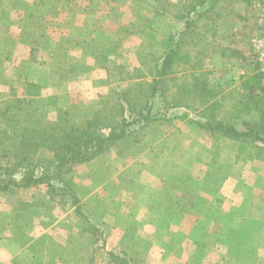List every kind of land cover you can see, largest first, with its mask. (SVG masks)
Masks as SVG:
<instances>
[{
    "label": "rangeland",
    "instance_id": "1",
    "mask_svg": "<svg viewBox=\"0 0 264 264\" xmlns=\"http://www.w3.org/2000/svg\"><path fill=\"white\" fill-rule=\"evenodd\" d=\"M14 1L25 2L26 7L28 2H33L34 6L40 5V13H32L29 25H26L29 14H25L23 23H17L15 27L22 33L16 35L6 32V37L0 33V149H8L11 155H15L27 144L31 147L38 145L36 153L28 156L27 164L30 166H35L40 159L53 161L54 146L43 138L33 141L30 136L22 142L13 134L11 125L19 133L27 131L29 125L33 130L43 131L58 123L70 126L77 120L93 117L97 112L114 114L115 109L124 106L120 90L128 92L130 87L140 88L134 81L139 82L141 76H147L143 81L146 78L150 80L148 70L154 60L166 52L167 37L156 30L159 20L161 17L167 20L170 17L168 15L181 14L180 7L183 2L186 3V0H0V21L8 15ZM7 2L12 4L8 3L11 7H8ZM222 6L219 17H216L215 11ZM207 11L194 33L184 38L182 52L189 54L192 64L198 67L194 78H189L188 85L191 87L195 83L208 81L212 86L224 87V95L219 97L222 102L218 99L214 103L218 105L215 110L243 131L246 130L247 122L258 121V114H242L237 121L230 120L225 113L233 109V102L236 103L238 98L251 91L248 88L249 79L253 78L258 67L251 39L261 33L259 23L264 19V0H251L250 3L223 0ZM183 12L185 15L187 10ZM177 24L184 27L181 22ZM14 68L17 78H21L16 82ZM91 70L94 71V85L88 87L91 82L84 75ZM77 73L84 78L78 84L79 89L72 85L71 79ZM59 78H64V89L53 95L57 91L55 88ZM260 79L261 84L256 91L264 94V75ZM186 80L183 75L182 86ZM109 81L126 85L109 92L94 89ZM43 84L44 87L47 84L48 88L44 89ZM178 84L179 80L171 82L170 88ZM167 86L169 88V84ZM178 90L174 97L177 103L179 99L190 98ZM138 93H135L137 97ZM167 96L172 98L169 93ZM195 102L174 109L171 106L167 109L161 103L153 110L161 117L149 124L148 135L137 145L126 148L119 141L120 144L108 149L93 162L67 169L60 180L53 181L56 188L67 192L66 195L52 194L46 184L16 189L15 194L0 193V260L4 257L3 262L7 257L5 254L9 250L5 246L8 244L15 248L17 254L19 247L24 248L26 244L33 243L47 230L50 234L48 243L61 247L54 250V254L49 250L47 263L50 256V262H53L63 250L70 249L67 247L74 242L75 233L81 226L83 232L92 231L94 240L104 242L108 230H117L114 219L106 216L110 209L120 211L134 208V203L121 201L128 200L127 196L135 192V185L122 188L120 183L123 152L127 158L133 157L129 152L135 150L154 130L160 129L156 126L167 123L168 128L171 126L168 124H178L181 114L186 113L188 117L199 114L198 119L192 118L197 121L192 122H204L202 117L207 114V107L204 109L205 106ZM171 110H175L177 116L173 115L167 121ZM126 116L129 117V114ZM191 125L201 135L208 136L193 123ZM28 132H32L31 129ZM220 147L217 146L218 149ZM175 149L178 153L179 149ZM235 149L239 152L238 148ZM163 151V148H156L152 155L160 158L168 173L174 169L173 156L176 153L171 152L168 158ZM254 153V160L257 161L254 169L264 172V149L258 148ZM148 157L151 158V152ZM77 209L81 215H78ZM17 222L24 227L18 229ZM88 234L91 237V232ZM12 241L17 247L11 244ZM64 242L66 245L62 249ZM42 248L43 244L35 247L40 251ZM26 258L31 264H45L47 259L40 258L32 251H25L16 257L20 262Z\"/></svg>",
    "mask_w": 264,
    "mask_h": 264
},
{
    "label": "crops",
    "instance_id": "2",
    "mask_svg": "<svg viewBox=\"0 0 264 264\" xmlns=\"http://www.w3.org/2000/svg\"><path fill=\"white\" fill-rule=\"evenodd\" d=\"M8 3H11L7 2L8 7H11L12 4L9 6ZM13 3L8 15L4 14L6 17L0 21V33L4 37L6 32L16 35L22 33L15 27L21 25L25 14H29L26 24L29 25L32 13L40 9L33 2H28V7L25 2ZM168 16L167 20L160 16L156 27L166 37L184 28L177 24L181 22L176 18L177 15ZM195 72L189 69L171 75L168 89L172 98L167 97L171 109L193 102L189 98L179 99L177 103L174 97L176 89L180 91L186 84L190 87L189 78H194ZM13 73L16 76L15 68ZM183 75L187 80L182 86ZM84 77H88L91 82L88 87L94 85L93 70ZM144 78L141 76L139 82L132 81L138 85L151 81V77L143 81ZM17 79L21 78L16 76L15 82ZM63 79H58L57 91L53 95L64 89ZM71 79L72 85L79 89L78 84L84 78L77 73ZM178 79V86L170 88V83ZM205 84L208 90L214 91V98L207 102L204 109L224 95V87L212 86L208 81ZM121 85L126 84L109 81L94 89L109 92ZM47 88L45 84L44 89ZM237 89L241 90L240 87ZM173 115L177 116L175 110L170 111L167 121ZM193 117L198 119L199 114H191L190 117L186 113L181 114L180 122L173 123V126L168 124L171 125L168 128L167 123H161L156 126L160 129L154 130L135 150L129 152L133 157L127 158L123 152L120 183L122 188L135 185V192L128 194V200L121 201L134 203V208L120 211L110 209L106 216L114 219L117 230H108L104 242L94 240L92 231L83 232L81 226L75 233L74 242L67 247L70 249L63 250L64 253L61 252L53 262H50V256L47 263L49 250L54 254V250L61 248L48 243L50 234L47 230L33 243L26 244L24 248L19 247L17 254L14 247L9 244L5 246L9 252L6 251L7 257L3 262L2 257L0 264H31L27 258L24 262L16 259L25 251H32L40 258L46 257L45 264H264V172L254 169L257 166L255 149L239 156L235 144L214 143L211 138L192 128V121H197L192 120ZM218 117L223 116L219 113ZM217 146L221 147L218 149ZM156 148H163L168 158L171 152L176 153L175 148L179 149L173 156L172 171L165 172V165L160 158L153 157ZM150 152L151 158L148 157ZM90 232L91 237L88 234ZM11 244L17 247L14 241ZM38 244H43L41 251L35 249ZM64 245L65 242L62 249Z\"/></svg>",
    "mask_w": 264,
    "mask_h": 264
},
{
    "label": "trees",
    "instance_id": "3",
    "mask_svg": "<svg viewBox=\"0 0 264 264\" xmlns=\"http://www.w3.org/2000/svg\"><path fill=\"white\" fill-rule=\"evenodd\" d=\"M222 1L186 0L185 4L183 2L180 7L182 11L179 12L181 14H177L176 18L184 24V28L166 38V52L157 57L151 69L148 70V75L151 77L150 82L137 84L140 88L130 87L128 92L125 89L120 90L124 106L121 109H115L114 114L104 115L97 112L93 117L77 120L70 126L58 123L55 126H50L47 130L43 129V131L33 130L34 128L29 125L26 127L27 131L19 133L11 125L13 134H16L22 142L27 136H30L33 141L43 138L51 142L55 154L53 161L40 159L35 166H30L29 163L27 164L28 156L36 153L38 145L31 147L27 144L26 148H22L23 150L15 155H11L8 149H0V193L15 194L16 189H29L32 186L46 184L52 190V194L66 195L67 192L56 188L53 181L60 180L67 169L93 162L108 149L117 145L119 141L121 143L119 144L125 145L126 148L137 145L143 137L148 135L149 124L161 117V115L155 114L157 112L153 113L154 108L156 110L158 105L164 104L165 108L170 109L167 100V93H169L167 85L171 75L189 69L195 71L198 68L192 64L191 56L182 52L185 36L193 34L198 22L208 12L207 10ZM241 1L251 2V0ZM223 7L215 11L216 17H219ZM183 10H187L185 15ZM156 15L162 16L161 13H156ZM255 73L253 78L249 79L250 87L248 88L251 91L241 96L240 99L238 98L236 103L233 102V109H229L225 114L229 115L227 117L230 120H234V118L239 119L242 114L255 112L258 114L257 122H247L246 130L241 131L230 121H226L224 115L222 118L218 117L219 113L215 110L218 105L214 103L207 106L205 111L207 114L202 117L204 122H192L215 143L235 144L241 155L253 148L255 150L264 149V94H258L256 91L261 84L260 78L264 75L260 71L259 64ZM186 85L181 88V92L187 94V97H190L193 102L196 101L195 103L199 102L200 105L205 106L210 99L214 98V92L208 90L205 83H195L192 87ZM143 86L145 89H142ZM136 92H139L138 97L135 95ZM126 114H129V117ZM108 116L110 118H105ZM29 129L32 132H28ZM33 144L37 143L33 142ZM77 213L81 215L79 209H77ZM17 223L18 229L24 227L19 222Z\"/></svg>",
    "mask_w": 264,
    "mask_h": 264
},
{
    "label": "built area",
    "instance_id": "4",
    "mask_svg": "<svg viewBox=\"0 0 264 264\" xmlns=\"http://www.w3.org/2000/svg\"><path fill=\"white\" fill-rule=\"evenodd\" d=\"M259 27L261 33L251 39V46L257 63L260 66V71L264 73V19L260 21Z\"/></svg>",
    "mask_w": 264,
    "mask_h": 264
}]
</instances>
